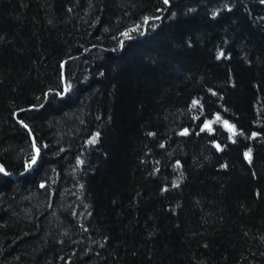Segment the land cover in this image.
I'll list each match as a JSON object with an SVG mask.
<instances>
[{"label":"trees","instance_id":"1","mask_svg":"<svg viewBox=\"0 0 264 264\" xmlns=\"http://www.w3.org/2000/svg\"><path fill=\"white\" fill-rule=\"evenodd\" d=\"M0 167V264H264V0H0Z\"/></svg>","mask_w":264,"mask_h":264},{"label":"snow or ice","instance_id":"2","mask_svg":"<svg viewBox=\"0 0 264 264\" xmlns=\"http://www.w3.org/2000/svg\"><path fill=\"white\" fill-rule=\"evenodd\" d=\"M164 3H168V0H164ZM125 35H127V34L125 33ZM221 55H223V53H221ZM218 119H219V117H218ZM92 142L94 143L95 142V139ZM217 147H219V146H217ZM246 156H248V158L250 159V153L246 154ZM34 162H35V160H33V163ZM0 172H4L3 167H0Z\"/></svg>","mask_w":264,"mask_h":264},{"label":"water","instance_id":"3","mask_svg":"<svg viewBox=\"0 0 264 264\" xmlns=\"http://www.w3.org/2000/svg\"><path fill=\"white\" fill-rule=\"evenodd\" d=\"M144 32H145V30H143L142 36H143ZM142 36H140V38H141ZM128 40H129V39H128ZM126 41H127V40H126ZM62 68H63V67H62ZM206 129L209 130V129H210V126L207 125V126H206ZM35 164H36V162L31 166V168H33V167L35 166ZM0 173H1V172H0Z\"/></svg>","mask_w":264,"mask_h":264}]
</instances>
